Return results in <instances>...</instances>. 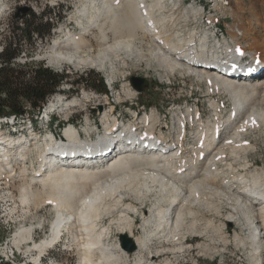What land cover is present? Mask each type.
Segmentation results:
<instances>
[{"label":"bare ground","instance_id":"bare-ground-1","mask_svg":"<svg viewBox=\"0 0 264 264\" xmlns=\"http://www.w3.org/2000/svg\"><path fill=\"white\" fill-rule=\"evenodd\" d=\"M222 1L217 0L216 11L221 10ZM183 4L182 0H85L71 17L78 31H63V37H56L44 55L56 65L110 71L111 81L118 74L116 63L123 58L139 66L145 62L149 69L155 64L169 80L170 76H180L187 82L192 77L206 86L213 117L205 121L198 106L177 109L172 136L166 132L169 124L160 121L158 114L146 113L141 118L135 111L132 120L121 124L113 106L103 114L100 112L102 132L91 124L94 115L88 116L81 128L66 127L60 138L67 140L64 153L70 156L58 162L54 157L61 146L53 138L59 134L52 131L42 142L34 131L31 140L27 136L0 143V180L8 185L17 176L26 178L31 173L19 189L23 207L29 208L32 202L40 209L51 205L56 213L50 239L34 242L38 254L59 242L67 230L74 244L78 243V235L86 239L85 245H78L79 264H171L167 259L158 262L160 250L152 254L154 241L159 238L172 243L178 237L177 252L181 253L192 251L191 244L197 240L196 249L204 256H213L215 222L208 215L213 214L225 217L221 232L227 223L243 228L241 232L235 229L231 240V236L223 235V244L232 243L247 252L250 264H263L264 170L251 169L250 155L256 146L244 137L253 131L264 133V77L262 72H254L250 77L237 76L254 67L257 71L264 67V60L256 62L257 58L264 59V0L258 5L261 29H249L244 13L236 11L235 21L241 24L238 30L232 28L228 32L232 42L226 37L218 39L215 19L206 15L204 8ZM92 30L98 33L95 42L88 39ZM243 39L248 47L241 46ZM239 48L245 51L241 58L236 55ZM129 63L125 60L122 65ZM235 65L237 69L232 68ZM120 74L124 76L123 71ZM111 87L114 89L115 83ZM127 87L126 96L133 99L137 94L130 84ZM218 96L231 102L227 116L222 114L223 104ZM80 101L81 98H75L60 103L55 96L46 105V112L58 109L67 113L78 107ZM195 124V142L188 143L190 126ZM133 129L140 133H133ZM143 136L148 141L155 139L168 150L142 146ZM105 152L109 155H103ZM229 157L240 161L239 168ZM35 187L39 191L33 195ZM124 191L132 192L141 203L155 195L148 216L131 205L124 207L125 212L142 216L147 227L152 225L151 232L148 229L136 238L130 227L132 219L126 213L116 219L125 224L122 228L130 230L120 232L134 239L137 250L133 254L125 252L120 243L112 247L104 242L110 229L97 233V221L104 211L111 213L112 207L120 208L126 197ZM106 198L115 200L111 201L112 206L107 205ZM222 206L229 209L225 215ZM33 229L18 232L13 245L19 247L27 242ZM205 237L210 243L202 241Z\"/></svg>","mask_w":264,"mask_h":264},{"label":"rangeland","instance_id":"rangeland-1","mask_svg":"<svg viewBox=\"0 0 264 264\" xmlns=\"http://www.w3.org/2000/svg\"><path fill=\"white\" fill-rule=\"evenodd\" d=\"M84 1L85 0H0V52L4 47V43H7V41L9 42L13 37V34L10 30L11 28H9V24L12 23V20L15 18L19 19V24L24 26V21L31 19L34 14L40 18L44 12L53 13L52 16H48L49 22H53L55 24L51 36L47 39H42L41 37L35 36L31 44L24 42L22 46L21 60L17 61V63L24 64L25 62H31L37 65L43 64L46 67L57 71L58 73H65L69 75L68 80L65 81L60 88L61 92L57 93L56 95H61L64 100L69 101H72L75 98H81V101L79 102L80 105L67 113L57 109L58 111L56 112V116L49 125L48 129L45 126L43 117H36L37 114L34 115L33 119L29 116L21 119L20 125L28 123L29 120H32L36 125V133L40 139L39 141L42 142L45 136L50 133V131L59 134L60 137L63 136V129L66 127L64 124L68 118H72V121H70L77 125L78 128H81L82 125L86 124L87 117L94 115L95 117L92 118L91 124H95L100 128L102 126L104 130V125L100 118V112L103 114L105 111H109L113 106L116 107V116H120L126 123L133 119V113L135 111L139 112V115L143 117L146 113L149 115L151 113L158 114L160 116V121L169 124L166 132L168 135L172 136H175L174 125L176 117L174 112L180 108L184 110L186 105H190L193 107V109L198 106L201 109L204 120H212L213 115L211 113V109L209 108L210 99L206 93V86H204V84L200 81H197L196 79L194 80L192 77H189L190 79L187 82H185L180 76L178 79H175L174 76H170L171 80H169L167 77H165V75H163L164 73L155 64H153L151 69H149L145 62L139 66L135 62L132 61L129 63L127 59L123 58L121 61L116 63V66L118 67V74H116L115 80L111 81L110 71L107 73V71H100L98 68H75L68 64L56 65L51 63L49 59L45 58L44 55L47 54L53 40L56 39V37H63V31H78L77 24L74 20H71V17L73 13H75L77 9L81 7ZM182 1L184 3L183 7L197 5L201 8H204L206 15H210L213 17V19H215L214 25L217 26L216 30L219 31L221 36L225 35L224 38L226 37L229 42H232V38L231 34L229 35L228 32H232V28L238 30L241 24V22L235 21L236 19L238 20V17L235 16L236 11H240L241 14L244 13L247 27L249 29H261L259 27L260 24L258 21V12L260 8L258 5L261 4L262 0H223L220 11H216L217 0ZM26 7L29 8V12L24 17H22L23 14L20 13L19 10ZM230 7H233L234 12L227 11ZM60 15L63 17L62 19H59L58 16ZM42 20L44 23L47 21L46 18H43ZM88 33L90 34L88 39L95 42L96 35L98 34L97 31L92 30ZM110 36L113 39V32H110ZM240 37L242 38V36ZM241 46H249L246 39L242 40ZM144 47L145 50H147V47ZM146 58H149L147 54ZM125 60L130 65L123 66L122 63ZM263 60L264 59L261 58L256 59L257 62H261ZM248 69L251 70V68ZM253 69L254 72H262L261 77H264V67H259L258 69L260 70L258 71L256 67ZM122 71L124 72V76L120 74ZM93 74L97 76L98 81H101V83L105 85L107 93L101 92L100 89L92 88V84H89L88 86L73 84L77 81H80L82 77H88ZM133 78H141L146 81V87L142 92H138L134 88L132 82ZM111 82L115 83V88L112 92L110 91V88H112L110 86ZM97 84L99 86V83H96V85ZM124 84H126V86ZM127 84H130L137 94L133 99H130L126 96L125 91L128 88ZM124 86L126 88L123 89ZM55 96H53L50 100H53ZM119 97L122 98L120 102L118 101ZM218 99L223 104L222 114L227 116L229 113L228 111L231 110V102L224 96H218ZM223 115L222 118H225L226 116ZM20 127L21 126H18V128ZM3 128L7 134L13 132V127L8 123H4ZM195 132L197 133L196 124L190 126L188 143L195 142ZM244 138L246 141L253 144L254 147L256 146L253 151L254 153L252 152L250 155V161L252 162L251 169H256L257 171L264 170V133L262 131H253ZM68 155L70 156V154ZM229 159L232 160L230 157ZM232 161L233 163L235 162L234 166L239 168L240 161ZM17 171L19 172V169ZM28 174V177H26L27 179L25 177L17 176L13 179L14 182L10 181L8 185L5 184V180H0V263L38 264L44 255L45 258L42 259V264H79L80 257L78 245H85L86 239L83 237V235H78L79 244H74L73 239L69 238L67 230L63 231V236L58 244L54 245L53 243L52 246L48 245L49 248L47 247L46 251L42 254H38V252L35 251V243L39 244L44 240L50 239L49 237H51L52 228L57 218L54 208L51 205H47L40 209L35 207L36 204L32 202V205H30L29 208L27 207L28 209L23 207L19 189L22 185L28 182V179L32 176L31 173ZM23 179H26V182L23 181ZM103 180H105V178H103ZM38 187L40 186H37V188ZM38 189L35 187L33 195L38 193ZM123 193L126 197H124L120 208L118 207L117 209L112 207V214L108 211H104L105 214L102 212L101 215L104 214V216L102 215L103 217H100L101 220L99 219L97 221L99 224L97 233H100L104 229H110L107 233L105 232L107 235H104V242L112 247L120 243L119 238L122 235L120 231L128 230L130 232L129 228H122L125 226L124 223H120L119 220H116L119 219L121 214L126 213V215L132 219L133 223H130V227L132 233L134 232L133 235L136 238L142 237L144 231H148L149 229V232H151L154 229L152 225L150 226L151 228L149 226L147 227L143 223V217L138 215V213L139 211H142L145 215H149V210L152 209V199L155 197V195H150L147 197L146 202L141 203L135 199L132 192L129 191V193L126 194L127 192L124 191ZM130 193L132 195H130ZM113 200L114 199L106 200L107 205L109 204L112 206L115 201ZM111 201H113V203ZM215 204L217 207H220L217 201H214V205ZM127 205L137 208L138 213L136 214L128 211L125 212L124 207ZM164 206L166 207L167 204ZM222 208L224 215L229 212V209L226 207L224 208V206H222ZM106 212L108 214L110 213L111 215H108ZM208 215L212 216L215 222L213 223V229H215L213 236L215 237V241L211 244V246L214 248L216 253L213 256H204L202 253H200V251L196 249L198 245L197 240L191 244L193 245L192 251H182L181 253L177 252L178 246L176 243L179 242L177 240L178 237L172 239V243H167L166 241L164 242V238L161 240V238L158 237L159 239L154 241V249L152 252V254H155L154 251L160 250L161 253H159V256L161 257L158 259V262L167 259L168 261L170 260L171 264H250L247 252L241 250L240 248L238 249L232 243L225 246L223 241H221L223 240L221 238L223 235H227L229 237L231 236L229 239L231 240L235 229L238 231L240 230L239 232H241V229L243 228L240 225L234 223H227L221 232L220 229H222L221 227L224 225L225 217L214 216L213 214ZM115 220L116 222H114ZM119 224H121L120 227ZM100 226L101 228H99ZM30 227L34 228V232L31 237L32 239L30 238L27 240V242L24 241L19 247H15L13 242L16 234L22 229ZM217 232L219 234H217ZM158 240L162 242H159ZM207 240L209 239L205 237L202 241L210 243ZM169 250H171V253ZM37 257L38 259H36ZM132 258L133 257H131V259ZM262 263L264 264V255Z\"/></svg>","mask_w":264,"mask_h":264},{"label":"trees","instance_id":"trees-1","mask_svg":"<svg viewBox=\"0 0 264 264\" xmlns=\"http://www.w3.org/2000/svg\"><path fill=\"white\" fill-rule=\"evenodd\" d=\"M52 15L51 12H44L39 18L34 14L31 19L24 21V26H21L20 20L16 18L9 24L13 37L4 43L0 52V118L10 116L23 118L28 115L34 117L55 94L61 92V86L68 80L69 75L58 73L43 64L17 63L24 42L31 44L35 36L42 39L51 36L55 24L49 22L48 16ZM58 17L63 18L61 15ZM43 18L47 19L45 23ZM96 83H99V86ZM73 84L85 86L92 84V88L100 89L101 92L107 91L95 74L82 77Z\"/></svg>","mask_w":264,"mask_h":264},{"label":"water","instance_id":"water-1","mask_svg":"<svg viewBox=\"0 0 264 264\" xmlns=\"http://www.w3.org/2000/svg\"><path fill=\"white\" fill-rule=\"evenodd\" d=\"M19 12L22 13L23 14L22 17H24L29 12V8H27V7L26 8H21L19 10ZM132 82H133L134 88L138 92H142L143 89L146 87V81L144 79L133 78ZM119 239H120L121 248L125 252H127L129 254H133L134 252H136L137 245L135 244L133 238L129 237L127 234H122Z\"/></svg>","mask_w":264,"mask_h":264},{"label":"built area","instance_id":"built-area-1","mask_svg":"<svg viewBox=\"0 0 264 264\" xmlns=\"http://www.w3.org/2000/svg\"><path fill=\"white\" fill-rule=\"evenodd\" d=\"M21 60V58L20 59H18L17 61H20Z\"/></svg>","mask_w":264,"mask_h":264}]
</instances>
